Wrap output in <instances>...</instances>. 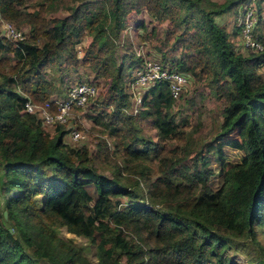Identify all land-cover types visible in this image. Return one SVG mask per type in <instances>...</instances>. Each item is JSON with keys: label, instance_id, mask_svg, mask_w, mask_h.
Segmentation results:
<instances>
[{"label": "trees", "instance_id": "16d2710c", "mask_svg": "<svg viewBox=\"0 0 264 264\" xmlns=\"http://www.w3.org/2000/svg\"><path fill=\"white\" fill-rule=\"evenodd\" d=\"M260 1L0 0V16L29 29L17 43L0 33V264H92L85 247L59 236L58 226L84 236L95 247L96 264H239L229 250L249 244L254 255L246 264H264V246L255 237L264 227V37L254 29L263 48L243 54L234 46L240 26L228 30L215 21V15L253 2L256 25ZM58 6L67 13L48 16ZM142 8L158 22H171L155 40L163 61L207 77L221 104L220 130L208 144L215 150L195 156L199 175L177 167L188 151V124L172 111L177 100L165 81L149 85L138 114L131 112L126 77L134 71L118 62L116 38L128 26L127 15ZM84 36L90 40L78 59L75 46ZM169 40L173 46L165 48ZM78 64L108 83L99 100L98 82L91 79L97 93L88 101H95L96 120L116 143L111 149L97 136L90 156L64 141V125H55L51 135L24 108L28 99L43 104L52 94L63 97L64 78ZM47 68L58 77L47 78ZM145 123L157 140L143 137ZM225 144L243 150L239 161L224 160ZM118 150L122 166L113 176L91 165V158L114 159ZM146 153L157 162L155 178L142 165ZM211 160L219 163V185L212 181ZM123 170L130 174L127 182L119 179Z\"/></svg>", "mask_w": 264, "mask_h": 264}, {"label": "rangeland", "instance_id": "374dc122", "mask_svg": "<svg viewBox=\"0 0 264 264\" xmlns=\"http://www.w3.org/2000/svg\"><path fill=\"white\" fill-rule=\"evenodd\" d=\"M43 0H27L29 5H33L34 3L41 2ZM217 4H222L228 0H212ZM253 4V5H252ZM248 4L246 6H237L234 9L225 11L223 13L215 15V21L221 25H224L228 30L233 28L234 26H238L242 21V13L245 8H250L255 14L254 11V3ZM259 7H261V13L258 12V15L261 16V20L255 25L256 27V35H263L264 37V0H261L259 3ZM254 6V7H253ZM48 16H62L67 13L63 7H51L49 11H47ZM128 26L123 29L120 34L116 38V51L118 55V62L122 61L124 67L128 65V71H135L136 67L141 65L142 63H133V60H137L138 53L141 56L138 57H147L153 60H162L161 56L162 52L156 48L155 40L161 38L160 36L164 31H169L171 28V22L169 19H166L162 22H158L156 19L151 17L144 8L140 9L136 12H130L127 15ZM256 20V14H255ZM190 19L186 17V19L181 24V31H184V25L188 23ZM142 24V25H141ZM240 26V25H239ZM184 27V28H183ZM21 28L24 29L26 37L29 35V29L27 25H21ZM180 31V32H181ZM90 40L89 36H84L81 41L76 44L77 57L80 59L84 52V47L88 44ZM42 43V40L39 41ZM173 46L172 41H167L165 43L166 47ZM234 46L236 50L242 52L243 54H247L251 50H247L242 48L240 33L234 38ZM133 54V55H132ZM6 56H11L12 53L8 51L5 53ZM178 55V53H177ZM53 68L46 69V77L47 78H57L58 72L52 70ZM260 71L264 76V65L260 67ZM94 75L92 70L87 65L78 64L75 68L70 69L67 73V76L64 78V87L63 93H65L66 88L77 81L80 80H96L98 82L100 95L98 96L99 100H102L104 95L103 93L107 89V81L101 77L94 79ZM208 78L205 76H201L199 78H195L191 75L190 83L186 88V91L183 95L177 100V104L172 108V111L177 115L178 118H185L187 121L186 130V138L188 139V151L185 152L182 160L177 164V167L183 171L187 172L189 175H199L201 173V169L196 166L195 156L207 155L210 153V150H215V146L212 147L211 144H214L216 141L214 140L216 134L220 130V124L222 121L221 114V104L209 90L208 86ZM60 84V83H58ZM127 87V86H126ZM20 91V90H19ZM21 92V91H20ZM22 93V92H21ZM23 94V93H22ZM99 94V93H98ZM62 96V94H52V96ZM92 104H95V101H87L86 105L79 108H73L71 110L70 117L67 122L63 126L65 129L70 130L72 128H77L81 131L84 138L81 140H72L68 134V132L64 135V141L73 148H85L87 149L88 155L90 153L93 154L95 152V144L97 141V136H103L108 141V144L111 149L114 148L115 140L113 138H109L106 134L107 130L97 122L96 114L97 111L91 107ZM139 111V110H138ZM137 112H132L133 115H137ZM44 129L48 131L49 134L54 133V125L42 124ZM141 134L143 137L148 140H157V136L155 135V129L151 125H147L145 123V127L142 128ZM230 137H237L235 132L229 133ZM214 140V141H213ZM210 143V146L208 144ZM224 160L227 162H237L241 159L244 152L241 149L232 148L228 145H222ZM210 149V150H209ZM183 151V149H182ZM181 151V152H182ZM113 157H107L102 155L100 158L95 159L91 158V165L99 172H102L108 176H113L117 169L122 166V157L123 151L118 150L117 153L112 152ZM140 159L142 165L148 168V171L152 175V178H155L159 175L157 169V162L154 160V157L150 153H146L145 155H140ZM141 165V166H142ZM208 166L213 168L212 181L215 185H219L221 182V177L218 174L219 163L216 160H211L208 163ZM143 167V166H142ZM119 179L121 182H127L130 174L127 171H121L119 173ZM127 198V196H126ZM58 235L63 238H70L78 245L84 246L83 254L85 257L92 263H97V254L95 251V247L88 242V240L81 235H77L75 233L67 231L65 226H58ZM256 240L264 246V227L262 229L257 228V232L255 234ZM233 250L230 249L229 253L233 256V259L236 260L239 264H246L247 257L253 256L254 251H250L251 245L249 244L248 248H242Z\"/></svg>", "mask_w": 264, "mask_h": 264}, {"label": "built area", "instance_id": "2783aa9c", "mask_svg": "<svg viewBox=\"0 0 264 264\" xmlns=\"http://www.w3.org/2000/svg\"><path fill=\"white\" fill-rule=\"evenodd\" d=\"M240 25V38L242 48L247 50H258L263 48L262 44L254 38L255 14L250 8H245L242 13ZM0 33L6 39L17 43L26 37L23 28L16 27L12 22L0 16ZM138 53V56L141 54ZM142 64L131 75L126 77V86L130 92L131 110L137 112L141 107L145 89L155 81H165L171 96L178 100L186 91L190 83L191 75L171 68L162 60H153L141 57ZM97 93V84L89 80H80L70 84L63 97L52 96L43 104H37L26 100L24 108L27 112L36 115L41 123L49 125H65L73 108L86 105L88 98ZM55 104V110L49 107ZM72 140H81L83 134L77 128L68 130Z\"/></svg>", "mask_w": 264, "mask_h": 264}, {"label": "water", "instance_id": "95a60500", "mask_svg": "<svg viewBox=\"0 0 264 264\" xmlns=\"http://www.w3.org/2000/svg\"><path fill=\"white\" fill-rule=\"evenodd\" d=\"M3 215H4L5 218L7 217V212H6V210L3 211ZM9 229L11 230V228H9Z\"/></svg>", "mask_w": 264, "mask_h": 264}]
</instances>
